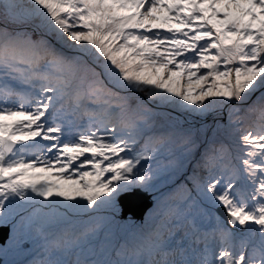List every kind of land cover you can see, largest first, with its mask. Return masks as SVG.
<instances>
[{
    "label": "trees",
    "instance_id": "16d2710c",
    "mask_svg": "<svg viewBox=\"0 0 264 264\" xmlns=\"http://www.w3.org/2000/svg\"><path fill=\"white\" fill-rule=\"evenodd\" d=\"M139 12L136 6L129 8L125 0H0V36L13 40L5 43L9 48L0 50L27 59L42 57L40 48L47 47L41 59L48 63L19 62L13 64L14 70L34 66L36 82L42 86L55 82L57 99L66 96L67 101L76 102L84 109L92 104L93 108L104 111L110 131H114L110 127L121 124L120 117L130 126L140 127L129 138L131 142L138 135L140 140L149 136L143 142L148 148L138 157L143 164L134 170L121 166L119 155L104 152L110 147L107 139L94 145L95 160L88 169L90 184L83 199L87 204L76 206L63 219L59 216L50 219V223L60 222L61 227L68 220L72 224L84 220V214L99 213L100 220L87 226L90 227L85 234L87 240L81 241L84 257L98 263L120 264L131 257L133 243L128 242L133 241L143 224L152 222L153 210L162 208L164 196L172 193L179 183L184 188L190 184L197 188L200 215H214L212 206L224 203L238 217L241 204L232 203V198L249 192L255 196L262 194L264 138L252 141L249 135L264 134L260 132L264 128V41H261L264 0H200L195 4L190 1L175 8L172 16L149 6L154 26L175 28V33L164 34V38H149L140 33ZM23 36H30L33 41L21 43ZM140 41L146 45H138ZM50 53L54 59L46 57ZM83 59L87 63L91 61L94 65L91 70L97 72L75 65L74 61ZM156 67L164 76L154 74ZM145 71L150 77L143 75ZM109 90L112 100L108 98ZM167 100L169 104H165ZM117 104L119 108L115 109ZM123 110L127 111L123 113ZM228 122L230 127L226 130ZM173 132L178 138L191 134V140L182 143L181 149L174 141L159 146L169 142ZM113 137L119 143L120 139ZM223 141L232 145L228 148L241 151V155L232 151L225 156L224 150L217 149L204 152L196 163L217 168L227 157L233 158L228 162H233L235 168L222 167L228 171L223 183L230 188L231 195L221 201L224 191L207 194L210 185L201 184L202 177L196 176L191 167L205 148ZM166 154L170 159L165 162L167 159L160 156ZM218 154L224 155L217 157ZM172 161L179 163L175 165ZM151 162L154 164L150 165ZM242 164L246 166L242 168ZM255 167L256 173H244L245 169ZM237 168L244 174L245 184L242 179L235 183ZM135 185L145 188L155 202L144 221L131 227L119 220L115 198ZM249 185L253 187L249 189ZM234 219L242 228H247L245 225L250 222L247 217L243 221ZM251 224L259 229L257 220L252 219ZM69 228L61 231L69 236ZM76 228L73 226L72 232ZM246 231L252 236L256 233L253 226ZM102 238L105 240L100 241ZM150 242L147 241L148 248L152 246ZM98 243L103 245L99 257V253L91 251Z\"/></svg>",
    "mask_w": 264,
    "mask_h": 264
},
{
    "label": "rangeland",
    "instance_id": "374dc122",
    "mask_svg": "<svg viewBox=\"0 0 264 264\" xmlns=\"http://www.w3.org/2000/svg\"><path fill=\"white\" fill-rule=\"evenodd\" d=\"M177 2H173L170 7L171 10L177 6ZM141 22L143 24H146V17H142ZM139 28V25L137 26ZM172 32L171 28H168L165 30V34H170ZM13 39H17V36H11ZM21 43H27L30 44L33 40L30 36H23L19 40ZM261 41H264V37ZM144 44L143 41H140L138 45ZM62 61L61 59L59 62ZM75 62V61H74ZM80 67V66H79ZM74 69L76 66L73 67ZM260 69V67H257ZM71 69V70H74ZM154 70L156 72L154 73L157 77L158 76H164L159 67H156ZM264 71V68H263ZM149 74L147 71H145L144 76ZM70 73V78H71ZM69 78V79H70ZM67 83V81H65ZM5 91L1 93L0 97V104H8L10 106H13L12 108L22 107L27 109L35 110L34 115H38L39 113H46L47 107H49V102L52 99V96H48L49 94H45L43 96L36 95L33 89H28L24 85L14 83L11 79L5 80ZM24 86V87H23ZM38 94H41V91H38ZM255 94V93H254ZM253 94V95H254ZM172 97H175L172 95ZM253 97H251L252 100ZM165 104H169V100L166 101ZM115 109L119 108L118 104L114 105ZM43 108V109H42ZM121 109V108H120ZM225 108L221 110V112L224 113ZM125 111L127 110H123ZM229 114L225 116L227 118ZM121 118V117H120ZM118 120L121 122L122 120ZM224 119V117H223ZM234 123L236 120H233ZM233 123V122H232ZM238 123V122H237ZM56 125L62 126L61 121L59 119L50 120L49 126L50 127H57ZM233 125V124H232ZM124 128L127 129V131H119V127H121V124H117L113 127H110L112 130L119 132L121 136L124 137V141L127 142L130 146H134L135 142L129 141V138H132L135 136L139 128L133 127L130 125H126L123 123ZM226 130H229L230 123L226 124ZM79 130V129H78ZM7 131V128H6ZM64 139L67 136H71L69 139H72L74 137V133L72 134L71 129H67L66 132L64 131ZM20 138H22V135H19ZM69 139H66L65 141H68ZM52 141V140H51ZM50 141V142H51ZM140 141V135L137 136V142ZM50 142H45L44 145L37 147L39 148L38 153H40L42 150H45L49 145ZM172 141H169L167 143L159 144V146H164L168 143H171ZM140 145H143V148H148V145L143 142H138ZM24 144L21 143L16 146L8 147L5 149V153L12 151L14 154L11 155L10 162L9 163H2L0 164V220H3L4 218H8L9 216H12L17 210L19 209H30V212L26 214V220L29 216L37 215L39 217V227L40 230L32 233V231L29 229V227L26 224H21L18 226V229H20L22 236L26 239V243H28L26 249L21 248L22 243L14 244L13 240L15 239L12 234L9 235L8 239L12 238L11 242L14 244L13 247L10 248L7 243L4 245V247H0V253L4 255L3 257V264H27L29 262H32L36 256L37 253H46L51 248H61L57 247V245L52 244V237L55 238V236L59 232V228L56 227L53 230H48L50 226V220L49 217L52 216H59L63 219V217L70 211L74 212V208L85 206L83 203V199L87 194L89 181H88V174L87 173H81V172H75V173H69L67 175L60 174L56 170H52L48 168L47 165H42L41 163L34 162L30 159L29 155H32L34 153L33 147L28 146L26 149V152L24 153L23 150ZM143 148H133V149H142ZM73 155L78 154L79 146L78 145H71L67 148ZM85 157L88 155H85L82 153ZM169 155H161L160 159H170L168 157ZM168 157V158H167ZM81 160L82 157H80L77 160L76 168L75 170H79L81 166ZM154 162H151L150 165H153ZM211 165H208L209 167ZM222 167L223 165H219ZM218 166V167H219ZM217 167V168H218ZM227 171V170H224ZM228 172V171H227ZM200 177H203L200 176ZM202 179V178H201ZM200 179V180H201ZM211 184V182L207 183ZM191 199V198H189ZM187 205L185 202H181L182 208ZM261 205H258V209L262 210L261 213L263 215L264 219V198L262 199ZM183 214H181L182 216ZM193 215H184L182 216V220L177 223L176 228L181 225V227L178 229L179 233L181 230H184V223ZM89 216L84 217V220L80 221H74L75 227H80V225H85V228H88L87 226H90L92 220L88 218ZM172 218L171 220H173ZM163 227L167 226L168 223L166 219L163 221ZM174 222V221H173ZM73 223V222H72ZM195 224V223H194ZM193 226V225H192ZM211 226V222H207L203 225H194L192 229L200 230L201 228L205 230L208 229V227ZM64 227L68 228L70 227L69 224L64 225ZM81 229V228H79ZM42 232L41 235L39 233ZM195 234H192V238ZM105 239L102 238L100 241H104ZM235 240H237V235L232 234L231 237H229L228 241H230V244L234 243ZM25 240H22L24 242ZM168 241H161L160 244L164 247L167 244ZM254 242V243H253ZM251 242L250 246L251 248L255 246V243H257L260 247V243L253 241ZM51 244V245H50ZM22 250L26 251L22 254ZM56 251H50L52 256L58 255L62 256L65 254L66 249H55ZM264 250V248H263ZM72 256V251L69 250L66 253L65 257H61V262H65ZM220 256L224 260V264H242V254H240L235 260L233 258V253L231 250H228L226 248L221 249ZM264 263V251L261 252L260 259L257 262L258 264ZM256 263L255 259H253L250 264ZM103 264V263H102Z\"/></svg>",
    "mask_w": 264,
    "mask_h": 264
},
{
    "label": "bare ground",
    "instance_id": "6f19581e",
    "mask_svg": "<svg viewBox=\"0 0 264 264\" xmlns=\"http://www.w3.org/2000/svg\"><path fill=\"white\" fill-rule=\"evenodd\" d=\"M12 41L13 40H10L7 36L6 37L0 36V42L10 43ZM19 62H26L27 63V60H14V62H9L7 64H0V65L2 66L1 68L6 69V68L12 67L13 64L19 63ZM75 65L77 66V64H75ZM26 70H29V69H25V68L17 69V70H15V75L18 77H21L20 72H22V71L25 72ZM0 78H2V74H0ZM35 80L36 79L32 80L31 83H33ZM106 87L107 86L105 85V89H106ZM108 98H110L111 100L113 98L110 94V90H109V97ZM91 107L92 106L90 105L89 108H91ZM87 113L91 114L92 112H87ZM112 120L113 119H111V121ZM120 120H122V121H121V127H119V131H122L121 128H124L123 123L126 125H129V123H127V121L123 120L122 118H120ZM113 122H114V120H113ZM190 136H191V134L187 135L184 138H183V136L178 138L176 136V134L173 132L170 134L169 140L176 142L177 147L179 146V149H181L182 143H184V142L186 143V142L191 140ZM148 137L149 136L143 138L142 140H140L138 142H146L149 140ZM249 137L252 141H255V140H260L261 138H264V134L261 135L260 137H256L254 135H251V136L249 135ZM138 142H137V144H139ZM207 144H209V143H207ZM228 146L232 147V145H230L228 143V141L219 142V143L208 146L209 149H208V147L205 148V150L200 155L197 156L196 161L192 164L191 171L195 170L196 176H198V177L203 175L202 179L200 180L201 184H207V183L211 182L212 185H215L216 179H223L228 173L227 171H224L222 167H227V168L232 167V169L235 168L233 166V164H234L233 162L232 163L228 162L229 161L228 159H233L232 157L231 158L227 157L226 159H224V161L221 163L223 166L222 167L219 166L218 168H216V166L214 167L213 165L207 167L206 164H204V163L199 164V166H197L198 164H196L197 161L199 160V158L202 156V154H204V152H206V154H208V153L213 152L217 149L218 150L219 149L224 150V154L227 153V155H225V156H228V154H230L232 151L238 152L241 155V153H242L241 151H237L235 148L230 149V148H228ZM225 149H227V151ZM224 154H218L217 157H220V155L222 156ZM239 156H237V157H239ZM140 160L141 159H139L135 163V165L138 164ZM253 163H255V160H253ZM245 166L246 165L242 164V168H244ZM258 166L259 165H257V168H258ZM257 168L255 167V168H253V170H257ZM155 173H157V172H155ZM234 173H236L235 183H237L240 179H242V183L245 184V176L243 177L244 174L241 172V170L239 168H237L234 170ZM217 182H218L217 185L220 187V190L230 191V188L227 185H225L221 180H217ZM262 182H264V175L262 177ZM181 185H182V183H179V185L174 188V191L172 193H169L168 195L164 196V200L160 203L162 208H160L159 210L158 209L153 210L154 213H153V217H152V222L143 224L141 226V228L136 232L135 238L132 239L133 241L128 242V243H133V245L131 246V250H132L133 254H131V257H128L126 259L137 260L139 257L141 258L142 256H145L146 258H148L151 255H159L160 253H162V254L168 256V258L170 260H172L173 263L178 264V262H176V260L180 255L179 252H181L183 250V247L177 245L173 249L168 248V246H170L168 244H170L173 237L181 236L184 234H195L191 240H189L188 242H185V245L186 244H188V245L194 244L198 247H201V246H203V248L208 247V249L209 248L213 249L215 247H218V249L220 250L223 247L222 241L225 238H227V241H228L229 237H231L232 234H235L232 231H230V233L225 231V229L229 228L228 227L229 224H226V223H221L216 228V232H217L216 234H218V235H212L210 233V231H204L203 228H201L200 230L192 229L194 225L191 227V225H189V223L188 224L184 223V225H185L184 230H181L179 233H177L178 229L181 227V225H179L177 228H176V226L178 224H181V223H177V224H175V223L177 221L180 222L182 220V216H184V215H197L198 214V206L196 204V200H197V196H198L197 188L195 186H193V184H190V186L186 187V188H184ZM120 194H123V193H120ZM207 194L210 195L212 193H207ZM239 194L241 195L242 193H239ZM150 196L151 195H149V197ZM221 197H222L221 198V201H222L224 197L223 196H221ZM261 197L262 198H259L253 194L245 195L243 193L241 196H235L233 201L236 203H240V204H244V205H247L249 207H252V209L248 211L249 214H251L250 216H252V214H255L258 211H260L258 209L257 204L261 203V201L264 197V194H261ZM189 198H191V199H189ZM145 199H146V197H145ZM184 200L187 203V205L185 204V206L183 208L181 206V208L179 209L181 202H184ZM179 202H180V205L177 206V204ZM85 204H87V201L84 202V205ZM119 206H122V209L121 208H120V210L118 209V213H119L118 218L120 217L123 220L135 221L138 218H140L146 211V208H144L145 203H144L142 198H140V199L128 198L124 201V203H122V204L118 203L117 207L119 208ZM224 210H226V207L217 211L216 214H220L223 216L222 213ZM181 214H183V215L181 216ZM206 215H208V214H206ZM231 215L238 218L237 214L235 212H234V214H232V211L230 212V209H228L225 217H228ZM211 216H213V215L211 214ZM239 216H240L239 218H241V219H246V216L244 214H240ZM88 218L92 220V222L90 223L91 224L90 226H92V225H95L96 222H98L100 220L101 216L99 213H94L93 215H90ZM172 218H174V219L171 220ZM164 219H166L167 223H169L168 224L169 227H167V226L163 227ZM104 220H106V219H104ZM188 220H190V219L188 218ZM243 225H244V223H243ZM84 226L80 225V227L76 228V230H73V232H72V230H69V231H71L70 235L73 233V235H71V236L70 235L68 236V234L63 232V233L57 234L55 236V238L52 237V239H53L52 244L57 245V247H61V248H55V247L51 248L46 253L44 252V253L40 254V256H44L45 254H47L50 251H56L55 249H67L70 246L74 245L78 241L84 242L85 240H87V237L85 236V234L90 231V227L85 228ZM79 228H81V229H79ZM141 230H144V231L141 232ZM80 231H82V232L80 233ZM150 233H152V235ZM148 234H150V237L147 240ZM60 237H61V239H63L62 241H56L55 240L56 238H60ZM136 238H138L137 242L135 241ZM163 240L168 241L167 245H165L164 247L162 245L156 244V242H161ZM147 241H151L150 243L152 244L153 249L147 247V245H146ZM228 242L230 243V241H228ZM251 242H253V241H250V244H251ZM122 244H123V246L125 245L124 243H122ZM102 246H103L102 243H98L94 247L91 248V251L99 253L97 255L99 257L100 252L103 251ZM242 246H243V243L239 242L238 240H235V242L232 243V247H235L236 249H240V248H242ZM260 248L261 249L264 248V243H262ZM256 256H257V252L253 248L247 247V250L242 254L241 257L243 259L244 264H250V262H252L253 259L256 258ZM203 258H204V252L199 251L197 253L196 259L193 260L194 262H192V264H204V263H201ZM80 260L81 259H77L76 264H98V261H89V262H83L82 263V261H80ZM78 261H80V262H78ZM172 262L170 261V264ZM37 263H38V258H35L34 261L29 262L27 264H37ZM184 264H186V263H184Z\"/></svg>",
    "mask_w": 264,
    "mask_h": 264
},
{
    "label": "water",
    "instance_id": "95a60500",
    "mask_svg": "<svg viewBox=\"0 0 264 264\" xmlns=\"http://www.w3.org/2000/svg\"><path fill=\"white\" fill-rule=\"evenodd\" d=\"M145 197H146V199H145ZM148 195H147V193L146 192H143V191H141V190H134L133 192H131V193H124V194H120L118 197H117V199H116V202L117 203H124V201L126 200V199H128V198H130V199H140V198H142L143 199V201H144V203H145V207L144 208H147L148 207ZM121 209H122V206H119ZM223 216L225 217L226 216V213H225V210L223 211ZM229 217H227V219H228ZM7 232H8V228L7 227H5V228H0V242L1 243H3L4 242V240L6 239V237H7Z\"/></svg>",
    "mask_w": 264,
    "mask_h": 264
}]
</instances>
